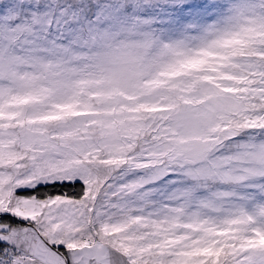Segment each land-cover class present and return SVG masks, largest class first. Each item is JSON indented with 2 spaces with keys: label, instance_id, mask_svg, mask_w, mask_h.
<instances>
[{
  "label": "snow or ice",
  "instance_id": "snow-or-ice-1",
  "mask_svg": "<svg viewBox=\"0 0 264 264\" xmlns=\"http://www.w3.org/2000/svg\"><path fill=\"white\" fill-rule=\"evenodd\" d=\"M0 264H264V0H0Z\"/></svg>",
  "mask_w": 264,
  "mask_h": 264
}]
</instances>
